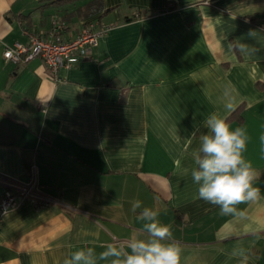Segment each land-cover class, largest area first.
Segmentation results:
<instances>
[{"label": "crops", "instance_id": "obj_1", "mask_svg": "<svg viewBox=\"0 0 264 264\" xmlns=\"http://www.w3.org/2000/svg\"><path fill=\"white\" fill-rule=\"evenodd\" d=\"M102 1L107 11L83 19L70 15L80 1L0 0V197L34 178L48 198L4 214L0 264H63L125 242L143 223L134 199L171 225L182 264H239L238 246L247 264H264V199L238 205L242 218L221 216L198 198L199 134L188 142L211 112L230 115L231 85L242 118L229 123L247 131L264 196V0ZM98 17L108 30L70 68L3 55L34 35L69 40Z\"/></svg>", "mask_w": 264, "mask_h": 264}, {"label": "clouds", "instance_id": "obj_2", "mask_svg": "<svg viewBox=\"0 0 264 264\" xmlns=\"http://www.w3.org/2000/svg\"><path fill=\"white\" fill-rule=\"evenodd\" d=\"M241 54H250L249 45L236 44ZM225 113L231 114L237 107L231 85L223 92ZM203 129L197 128L188 140L198 135L199 146L192 153L193 183L197 185L198 198L217 206L221 216L244 217L238 209L241 204H254L264 199L261 188L255 186L259 174L253 163L245 158L248 134L244 127L233 129L227 115L211 112L203 120ZM264 142V136L260 137ZM142 209L137 219L142 227L125 242H112L97 253L93 247L81 248L63 260V264H182V245L175 241L172 227L159 219V212L143 206L139 199L130 201V212ZM239 264H247L245 248L238 246L231 252Z\"/></svg>", "mask_w": 264, "mask_h": 264}, {"label": "built area", "instance_id": "obj_3", "mask_svg": "<svg viewBox=\"0 0 264 264\" xmlns=\"http://www.w3.org/2000/svg\"><path fill=\"white\" fill-rule=\"evenodd\" d=\"M107 30V25L93 20L86 23L80 32L69 40H60L59 38L49 40L34 35L30 36L28 44L14 42L12 46L6 47L3 55L14 63L39 56L55 74L61 67L70 68L77 57L86 56L91 47L97 44L99 37ZM6 185L0 197V223L4 214L13 208L20 199L29 198L33 201L48 199L40 192L34 178H30L26 182L12 181Z\"/></svg>", "mask_w": 264, "mask_h": 264}, {"label": "trees", "instance_id": "obj_4", "mask_svg": "<svg viewBox=\"0 0 264 264\" xmlns=\"http://www.w3.org/2000/svg\"><path fill=\"white\" fill-rule=\"evenodd\" d=\"M77 1H80L81 3L77 6L73 5V10L70 15L77 14L80 18L85 19L98 13L102 14L107 11V9L104 8L102 0H68V2L71 4H75ZM133 17L134 15L127 16L125 20H131ZM96 19L98 20L99 17ZM98 21L100 22V20ZM240 110L241 105L238 106L235 111L228 116V121H231L233 119L241 120L242 117L240 115ZM35 202L46 203V200H36Z\"/></svg>", "mask_w": 264, "mask_h": 264}]
</instances>
